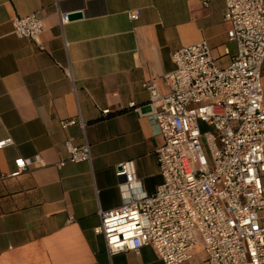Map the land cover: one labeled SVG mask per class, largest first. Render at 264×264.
Masks as SVG:
<instances>
[{"label": "crops", "instance_id": "0c3cea01", "mask_svg": "<svg viewBox=\"0 0 264 264\" xmlns=\"http://www.w3.org/2000/svg\"><path fill=\"white\" fill-rule=\"evenodd\" d=\"M225 10L222 0H0V141L12 140L0 149V264H163L151 246L109 256L94 229L99 211L123 202L120 163H132L147 195L161 183L143 85L166 91L173 52L199 41L227 66L236 45ZM34 13L41 35L15 36L12 20ZM68 141L88 143L91 161L69 162ZM36 156L43 166L10 176L16 159ZM186 264H207L205 253Z\"/></svg>", "mask_w": 264, "mask_h": 264}, {"label": "built area", "instance_id": "2783aa9c", "mask_svg": "<svg viewBox=\"0 0 264 264\" xmlns=\"http://www.w3.org/2000/svg\"><path fill=\"white\" fill-rule=\"evenodd\" d=\"M222 1L227 39L236 45L230 63L218 66L199 41L173 52L174 70L162 76L166 91L155 80L143 85L145 115L162 141L156 150L162 181L147 195L131 162L117 166L123 202L99 211L94 229L109 256L151 246L163 264H186L197 250L207 264H264V0ZM68 16L60 14L61 24ZM127 16L136 21L140 10ZM42 31L38 13L12 20L18 38L36 40ZM11 143L0 141V149ZM66 147L69 162L91 161L88 143ZM33 163L43 166L38 156L16 159L10 176Z\"/></svg>", "mask_w": 264, "mask_h": 264}, {"label": "water", "instance_id": "95a60500", "mask_svg": "<svg viewBox=\"0 0 264 264\" xmlns=\"http://www.w3.org/2000/svg\"><path fill=\"white\" fill-rule=\"evenodd\" d=\"M81 17V14L80 13H76V14H72V15H69L68 16V19H78Z\"/></svg>", "mask_w": 264, "mask_h": 264}, {"label": "rangeland", "instance_id": "374dc122", "mask_svg": "<svg viewBox=\"0 0 264 264\" xmlns=\"http://www.w3.org/2000/svg\"><path fill=\"white\" fill-rule=\"evenodd\" d=\"M262 71H263V74H264V65H263V69H262ZM202 144H203V141H202ZM204 152H205V156L209 159V154H208V152H207V150L204 148ZM261 215H264V211L263 212H261L260 213Z\"/></svg>", "mask_w": 264, "mask_h": 264}]
</instances>
